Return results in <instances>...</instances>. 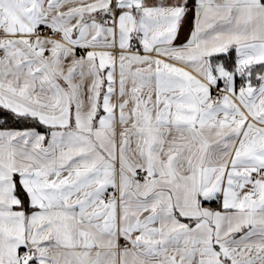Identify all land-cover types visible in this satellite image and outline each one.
I'll return each instance as SVG.
<instances>
[{"label": "snow or ice", "instance_id": "snow-or-ice-1", "mask_svg": "<svg viewBox=\"0 0 264 264\" xmlns=\"http://www.w3.org/2000/svg\"><path fill=\"white\" fill-rule=\"evenodd\" d=\"M0 264H264V0H0Z\"/></svg>", "mask_w": 264, "mask_h": 264}]
</instances>
